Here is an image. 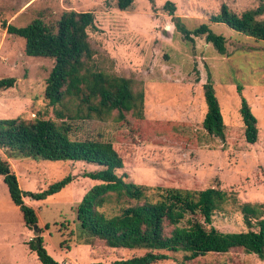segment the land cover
Returning <instances> with one entry per match:
<instances>
[{"label": "rangeland", "instance_id": "374dc122", "mask_svg": "<svg viewBox=\"0 0 264 264\" xmlns=\"http://www.w3.org/2000/svg\"><path fill=\"white\" fill-rule=\"evenodd\" d=\"M166 1L175 4L174 15L186 28L207 23L212 31L222 34L226 53L220 54L204 35L193 36L192 41L184 39L173 16L164 8ZM222 3L241 13L264 0H134L125 10H120L114 0H0V22L5 19L24 26L35 17L56 18L62 10L91 11V66L131 78L133 89L144 92V117L169 124L160 132L148 134L130 113L126 114L130 126L117 122L115 111L104 121L92 119L78 125L112 142L123 160V170L133 182L187 190L218 186L239 202L264 203V41L211 22L210 15L217 13ZM260 18L264 19V13ZM23 47V39L7 33L0 24V78H15L12 87L0 90V118L32 120L53 112L44 96L53 60L27 56ZM208 74L226 125L224 139L208 135L202 127L206 111L202 84ZM237 85L258 121L255 143L244 138ZM180 130L185 133L178 135ZM189 133L194 143L188 141ZM0 155L9 162L24 190L37 191L55 180L71 177L60 192L45 200L24 199L39 217V234L53 258L67 264L109 263L143 253L111 248L99 240L92 244L79 243L72 237L68 240L76 224L75 206L97 182L85 173L98 170V165L9 158L1 149ZM157 191L150 189L148 193L155 198ZM117 207L111 203L106 209ZM212 224L222 231L246 229L232 200L213 215ZM33 236L0 176V264H42L27 247L26 242ZM153 264L177 262L166 259ZM185 264H264V258L236 248L227 253H209Z\"/></svg>", "mask_w": 264, "mask_h": 264}, {"label": "trees", "instance_id": "16d2710c", "mask_svg": "<svg viewBox=\"0 0 264 264\" xmlns=\"http://www.w3.org/2000/svg\"><path fill=\"white\" fill-rule=\"evenodd\" d=\"M114 1L120 10L127 9L134 2ZM164 8L173 16L184 39L192 41L193 36L204 35L220 54L226 53L225 37L212 31L207 23L188 29L174 15L176 6L172 1H166ZM263 13L264 3L241 13L222 3L209 20L264 41V19L260 18ZM0 24L7 33L23 39L27 56L53 60L44 88L52 115H40L32 120L19 116L0 118V149L9 158L72 160L98 165V170L85 173L97 182L76 204V224L69 232L68 240L72 237L84 244L99 240L111 248L143 251L109 263L89 264H153L166 259L185 264L209 253H227L236 248L264 258V203L239 202L218 186L187 190L152 188L133 182L123 170V160L112 142L100 133L86 132L78 125L92 119L104 121L115 111L117 122L130 126L131 122L126 118L130 113L138 122L141 121L139 125L148 134L160 132V128L169 124L168 121L144 117V92L133 89L131 78L91 66L94 54L88 36V28L94 27L91 11L62 10L56 18L35 17L24 26H16L5 19ZM14 83V77H2L0 90L10 88ZM202 88L206 104L202 127L208 135L224 139L226 125L210 74ZM241 90L237 85L244 138L248 143H255L258 140V121ZM184 133L180 130L177 134ZM188 141L194 143L190 133ZM0 176L12 202L22 213L24 225L34 232L26 242L28 249L42 264H67L48 253L39 234V217L24 199L45 200L60 192L71 177L55 180L37 191L24 190L20 188L9 162L1 155ZM150 189L160 190L155 198L148 193ZM230 200L240 211L245 230L222 231L212 224L213 215L223 210ZM111 203L118 207L107 210Z\"/></svg>", "mask_w": 264, "mask_h": 264}]
</instances>
